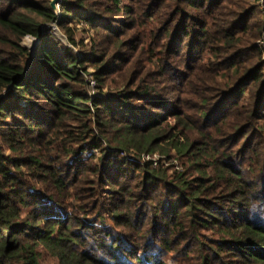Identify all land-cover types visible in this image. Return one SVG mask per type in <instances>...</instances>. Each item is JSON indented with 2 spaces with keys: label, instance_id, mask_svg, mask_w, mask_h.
Segmentation results:
<instances>
[{
  "label": "trees",
  "instance_id": "1",
  "mask_svg": "<svg viewBox=\"0 0 264 264\" xmlns=\"http://www.w3.org/2000/svg\"><path fill=\"white\" fill-rule=\"evenodd\" d=\"M260 41L264 0H0V264H264Z\"/></svg>",
  "mask_w": 264,
  "mask_h": 264
},
{
  "label": "rangeland",
  "instance_id": "2",
  "mask_svg": "<svg viewBox=\"0 0 264 264\" xmlns=\"http://www.w3.org/2000/svg\"><path fill=\"white\" fill-rule=\"evenodd\" d=\"M58 10V9H57ZM47 27H51L52 32L58 36L61 40L66 42L65 37L63 36L62 32L58 29L56 26V23L48 24ZM22 43L26 45L28 48L34 47L36 43V39L30 36H26ZM260 44H264L263 41L259 42ZM76 51H79L78 48H76ZM89 77V76H88ZM90 79V78H88ZM93 80V79H92ZM90 84V83H89ZM91 88H93L94 85L90 84ZM149 155V156H148ZM140 161L144 162H150L152 167H161V166H169L172 169H176L178 171L182 170L181 160L178 159L174 155H165L161 154L160 152L155 151L152 154H142L140 157Z\"/></svg>",
  "mask_w": 264,
  "mask_h": 264
},
{
  "label": "water",
  "instance_id": "3",
  "mask_svg": "<svg viewBox=\"0 0 264 264\" xmlns=\"http://www.w3.org/2000/svg\"><path fill=\"white\" fill-rule=\"evenodd\" d=\"M60 1H61V0H50V5H51V7H53L54 10H57V9H58V4L60 3ZM36 43H37V39H36ZM36 43H35V45H36ZM35 45H34V46H35ZM30 49L33 50L34 47H32V48H30Z\"/></svg>",
  "mask_w": 264,
  "mask_h": 264
},
{
  "label": "built area",
  "instance_id": "4",
  "mask_svg": "<svg viewBox=\"0 0 264 264\" xmlns=\"http://www.w3.org/2000/svg\"><path fill=\"white\" fill-rule=\"evenodd\" d=\"M88 81H89L90 84L94 85V80H92V79H88ZM148 156H149V155H148Z\"/></svg>",
  "mask_w": 264,
  "mask_h": 264
}]
</instances>
